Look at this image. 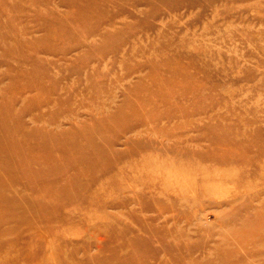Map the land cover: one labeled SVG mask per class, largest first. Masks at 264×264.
Returning a JSON list of instances; mask_svg holds the SVG:
<instances>
[{"label": "rangeland", "instance_id": "1", "mask_svg": "<svg viewBox=\"0 0 264 264\" xmlns=\"http://www.w3.org/2000/svg\"><path fill=\"white\" fill-rule=\"evenodd\" d=\"M0 264H264V0H0Z\"/></svg>", "mask_w": 264, "mask_h": 264}]
</instances>
